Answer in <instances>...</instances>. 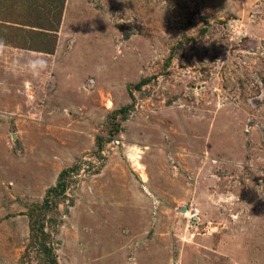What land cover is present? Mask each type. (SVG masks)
<instances>
[{
	"label": "rangeland",
	"instance_id": "374dc122",
	"mask_svg": "<svg viewBox=\"0 0 264 264\" xmlns=\"http://www.w3.org/2000/svg\"><path fill=\"white\" fill-rule=\"evenodd\" d=\"M61 1L0 0V264H264V0Z\"/></svg>",
	"mask_w": 264,
	"mask_h": 264
},
{
	"label": "crops",
	"instance_id": "0c3cea01",
	"mask_svg": "<svg viewBox=\"0 0 264 264\" xmlns=\"http://www.w3.org/2000/svg\"><path fill=\"white\" fill-rule=\"evenodd\" d=\"M5 49H6L7 55H10V56L13 57V55L16 54V50H14L15 48H13V47H11V48L10 47H6ZM4 51L5 50L2 49L0 52H4ZM57 52H58V45L56 46V49H55V51H54L53 54H55ZM25 53H26V55H30L28 53H33V52H31L30 50H27V51H25ZM32 56H34V55H32ZM47 56H49V55H44V56L41 55L38 58H32L31 63H29V66H28V69L29 70H28V72H29V74H32V78H31L33 80V85L32 86L38 87L36 85V81H35V79H36L35 76H38V74H39L38 77H42L43 76V80L44 81L48 80V82H50L49 80L54 79L53 77H50L49 76V73H50L51 70L55 72L56 67L54 65H51V63L48 62V60L50 58H52V56H54V55H51L50 57H47ZM57 57L58 56H54L55 59ZM2 60H4V59H2ZM36 61H39V62H37L35 64L34 62H36ZM10 67H11V65L5 64L1 68H2V70H4L5 73L8 74L7 76H9L10 74H15L14 77L16 76V79H17V77H18L17 76V73H19L20 71L16 72V71H14V67L13 68H10ZM71 69H72V70H70L71 73H74V74L78 70L77 67L76 68H73L72 65H71ZM59 73L56 74V75H54V77H56L58 75L61 76V77L65 76L64 73H62V74H59ZM68 73H70V72H68ZM44 75H47L48 78H47V76H44ZM77 75H79V74L77 73ZM11 79H13V78H11ZM2 81H3V78H2V76H0V83H1L0 84V97L2 96V92H3V91H1V90H3V83H2ZM9 81H10V79H9ZM10 82H12V81H10ZM37 82L39 83L40 81L37 80ZM42 84H44V83L42 82ZM15 93H16V91L14 92V90H13L12 92L9 93V95H14ZM1 100L2 99L0 98V104H3Z\"/></svg>",
	"mask_w": 264,
	"mask_h": 264
},
{
	"label": "trees",
	"instance_id": "16d2710c",
	"mask_svg": "<svg viewBox=\"0 0 264 264\" xmlns=\"http://www.w3.org/2000/svg\"><path fill=\"white\" fill-rule=\"evenodd\" d=\"M63 1H61V6H60V10L58 13V15H60V18H61V15H62V8H63ZM60 20H58L57 22H59ZM50 23L47 24L46 26V29L47 30H41L40 32L42 33H39L40 34V38H35L33 39V44L32 43H28L26 45H23V46H20L22 48H25V49H28L30 51L32 50H36V51H43L45 53H51L53 54L55 49H56V38H52L51 35L52 33L51 32H55V31H50L51 29H54L55 28H51L50 27ZM55 37V36H54ZM48 38V39H46ZM44 40V41H43ZM32 44V45H31ZM44 46H47L46 48H42ZM52 46V47H51ZM51 47V48H50ZM143 83V80L140 81V83L137 85L138 87ZM62 177V172L60 173L59 175V178ZM57 186V185H56ZM51 191H52V188H51ZM49 198V197H48ZM48 198L46 197V205H47V202H48ZM39 232L43 233V226H41L39 229ZM46 252H49L50 255H53L54 251L51 247H48V248H45ZM52 260V259H50Z\"/></svg>",
	"mask_w": 264,
	"mask_h": 264
},
{
	"label": "clouds",
	"instance_id": "9594fccd",
	"mask_svg": "<svg viewBox=\"0 0 264 264\" xmlns=\"http://www.w3.org/2000/svg\"><path fill=\"white\" fill-rule=\"evenodd\" d=\"M239 39V34H236L232 37V40L230 42H236Z\"/></svg>",
	"mask_w": 264,
	"mask_h": 264
}]
</instances>
